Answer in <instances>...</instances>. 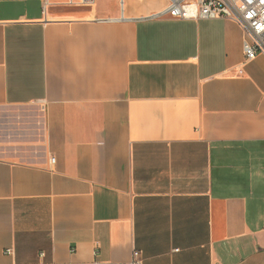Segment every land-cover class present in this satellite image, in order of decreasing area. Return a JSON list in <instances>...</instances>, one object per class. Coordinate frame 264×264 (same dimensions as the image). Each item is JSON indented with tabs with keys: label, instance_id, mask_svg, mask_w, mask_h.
Masks as SVG:
<instances>
[{
	"label": "crops",
	"instance_id": "crops-1",
	"mask_svg": "<svg viewBox=\"0 0 264 264\" xmlns=\"http://www.w3.org/2000/svg\"><path fill=\"white\" fill-rule=\"evenodd\" d=\"M168 3L0 0V264H264V53Z\"/></svg>",
	"mask_w": 264,
	"mask_h": 264
},
{
	"label": "built area",
	"instance_id": "built-area-1",
	"mask_svg": "<svg viewBox=\"0 0 264 264\" xmlns=\"http://www.w3.org/2000/svg\"><path fill=\"white\" fill-rule=\"evenodd\" d=\"M96 2L97 0H43V6L45 10L56 7L93 8ZM168 2V6L153 17L170 16L186 20L225 17L239 23L244 29V53L247 61L264 53V0H168ZM124 4L125 0H121L122 9ZM239 73H243V69H240ZM8 252L12 250L9 249ZM135 256L139 258L141 252L136 251ZM134 264L142 263L137 259Z\"/></svg>",
	"mask_w": 264,
	"mask_h": 264
}]
</instances>
